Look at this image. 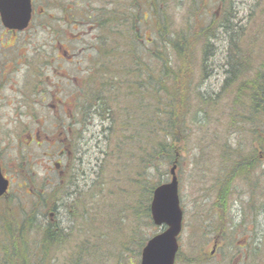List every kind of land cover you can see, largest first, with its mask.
I'll return each instance as SVG.
<instances>
[{
  "label": "rangeland",
  "instance_id": "rangeland-1",
  "mask_svg": "<svg viewBox=\"0 0 264 264\" xmlns=\"http://www.w3.org/2000/svg\"><path fill=\"white\" fill-rule=\"evenodd\" d=\"M138 1L35 0L29 32L8 34L0 23V73H6L0 77V162L10 181L8 194L0 198V229L11 212L26 223L23 231L13 223L19 261L27 253L37 264H139L146 241L161 232L149 211L158 179L140 165L136 147L120 155V148L109 151L105 128L111 120L97 113V104L90 107L98 93L106 97L101 80L113 82L119 73H130L133 59L147 61L158 14L186 28L190 17L208 22L216 10L226 16L230 4V14L245 26L250 82L263 62L264 0ZM117 5L122 13L135 7L141 48L123 40L122 26L116 34L98 26ZM198 5L204 6L200 14ZM46 25L55 27V37L41 32ZM214 43L206 70L200 72L199 45L190 60L193 85L207 94L219 92L225 76L224 41ZM190 61L185 65L191 68ZM127 93L122 87L107 101L116 125L114 146L123 140ZM227 93H220L219 111L191 122L189 136L175 143L183 212L175 264H264V152L249 125L238 128L234 110L229 116L236 123H230L222 102ZM247 93L252 98L250 86ZM131 99L135 107L136 97ZM258 116L251 107L255 130L264 120ZM226 139L235 159L225 156ZM171 167L162 170L161 183L170 180ZM46 233L52 240H45ZM43 245L50 248L46 255Z\"/></svg>",
  "mask_w": 264,
  "mask_h": 264
},
{
  "label": "trees",
  "instance_id": "trees-1",
  "mask_svg": "<svg viewBox=\"0 0 264 264\" xmlns=\"http://www.w3.org/2000/svg\"><path fill=\"white\" fill-rule=\"evenodd\" d=\"M132 1V5L139 2L138 0ZM148 2L150 5V0ZM228 6L230 9V4ZM203 8L204 6L198 5L195 7V11L200 14V10ZM134 9L135 7L132 6L130 10L125 9V13H122L119 5L112 7L107 13L109 17L99 19L98 26L105 33L113 31L114 34L119 33L120 26H122L123 40L128 44L131 41V48L137 49L141 48L143 43L133 25L135 19L139 18H136ZM229 9L226 16L219 15L218 10L214 11L208 22L202 20V17H198L197 20H192L190 17L186 28L175 27L171 21L168 22L157 13V36L155 40L148 43L150 46L147 61L141 59L140 63L138 59H133L132 71L129 73L126 70L125 74H116L117 76L113 77V82H103L100 79L103 83L101 86L106 88V97H102L101 93H98L90 107L93 108L97 104L99 109H97V113L103 119L111 120V123L105 128L109 132V136L106 137L109 151L111 149L115 153L116 148H120L118 154L120 155L124 153V150L128 151L136 147L140 165L143 166L145 172L147 171L149 177L158 179L155 185L161 184V176L169 164L177 165L178 152H174L175 143L189 136L190 130L187 129V125L191 122L197 124L203 121L211 111H219L216 102L220 99L221 91L228 93L234 91V95L229 96L227 93L222 100L224 113L229 119L233 110L238 114L235 117L240 121L237 120L236 123L235 120L230 119V123L235 122L240 130L249 125L252 129L250 132L255 133L258 137L257 142L260 143L259 147L264 152V120L261 119L260 129L255 130L249 117L252 107V112L256 116L260 114L264 118V49L260 52L263 55L261 59L263 62L260 68L254 69L257 74L250 82L251 63L244 40L245 26L239 24L235 19L236 16L230 14ZM261 13H264L263 9ZM128 15L133 17L128 19ZM217 39L224 41L225 76L221 90L207 94L193 85L194 71L192 68L194 64L190 60H192L193 50L199 45L200 72L203 69L206 70L209 56L214 55L213 52L216 48L214 40ZM104 41L105 37L103 45ZM153 46H155L154 49H152ZM185 59L187 65H189V61L191 62V68L185 65ZM120 62L121 60H119ZM142 63H147V66L144 67ZM183 68H185V72H183ZM232 86L234 87L231 89ZM249 86L253 92L252 98L247 93ZM122 87L129 92L127 93V105L124 108L126 122L121 135L123 140H119L114 146L112 136L115 134L116 125L112 118L111 106L107 104V101H110L113 92L121 90ZM132 95L136 97L135 107H133ZM238 135L236 133V137ZM178 136H181V139ZM132 141L137 143V146ZM228 144V139L223 141V148L227 150L225 156L228 155L231 159H235L238 155L231 153L230 145V150L227 148ZM156 172H159V176H154ZM155 185L150 186L149 192ZM10 217L11 219L5 217V226L3 230L0 229V264H37L27 258V253H25L23 261H19L20 254L16 252V244L19 239L17 234L19 233L13 227V223L21 228V231L26 229L27 225L22 218H17L12 212ZM10 236H12L11 239H9ZM51 237V235L45 234L46 241L52 240ZM14 238L17 240L14 241ZM47 246L49 245H43L45 255L46 251L50 249H45ZM129 264L132 263L129 262Z\"/></svg>",
  "mask_w": 264,
  "mask_h": 264
},
{
  "label": "water",
  "instance_id": "water-1",
  "mask_svg": "<svg viewBox=\"0 0 264 264\" xmlns=\"http://www.w3.org/2000/svg\"><path fill=\"white\" fill-rule=\"evenodd\" d=\"M0 16L9 29L23 30L31 16L30 0H0ZM54 166L58 168V164ZM176 165L170 169V181L156 186L150 202V216L154 225L164 229L150 237L141 250L139 264H174L178 251L177 238L182 228V209L178 197ZM9 181L0 168V196L7 191Z\"/></svg>",
  "mask_w": 264,
  "mask_h": 264
},
{
  "label": "flooded vegetation",
  "instance_id": "flooded-vegetation-1",
  "mask_svg": "<svg viewBox=\"0 0 264 264\" xmlns=\"http://www.w3.org/2000/svg\"><path fill=\"white\" fill-rule=\"evenodd\" d=\"M30 1H31V16H30V20H29L27 26H26L23 30L9 29V28H7V27H5V26L3 25L2 21H1V16H0V23H1L2 27L4 28L3 32L8 33V34H15V35H18V34H20V33H21V34H25V33H27V32L30 31V25L32 24V21H33V19H34V14H35V12H36V9H35V7H34V2H35V0H30ZM40 11H41V13H43V12H44V8H40ZM50 18H51L52 20L54 19L53 22H55V16H54V15H51ZM48 21H49V20H48ZM46 28H47V29H45V28L42 29L41 32H44V33L47 34V35H50V36H54V37H55V27H49V25H46ZM2 68H4V66H3ZM4 74H6L5 71H2V72L0 73V77H3ZM0 164H1V162H0ZM1 169H2V167H1ZM9 183H10V182H9ZM218 240H219V239H218ZM216 243H217V242L214 243V248H215V246H216Z\"/></svg>",
  "mask_w": 264,
  "mask_h": 264
}]
</instances>
